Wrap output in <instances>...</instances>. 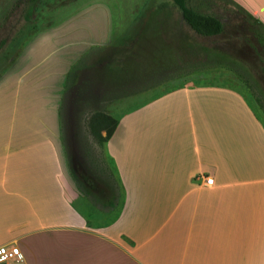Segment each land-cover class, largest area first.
I'll use <instances>...</instances> for the list:
<instances>
[{
	"label": "crops",
	"instance_id": "crops-1",
	"mask_svg": "<svg viewBox=\"0 0 264 264\" xmlns=\"http://www.w3.org/2000/svg\"><path fill=\"white\" fill-rule=\"evenodd\" d=\"M27 1L0 0V18L15 5L26 18ZM235 1L264 23V0ZM97 14L35 28L14 53L26 21L0 37V244L21 253L9 264H264V123L234 87L181 85L122 110L100 171H72L61 105L77 61L106 44Z\"/></svg>",
	"mask_w": 264,
	"mask_h": 264
},
{
	"label": "rangeland",
	"instance_id": "rangeland-1",
	"mask_svg": "<svg viewBox=\"0 0 264 264\" xmlns=\"http://www.w3.org/2000/svg\"><path fill=\"white\" fill-rule=\"evenodd\" d=\"M81 8L100 14L93 20H101V35L104 30L107 39L104 46L88 49L72 68L61 105V136L69 163L83 178L95 175L104 165L99 133L106 132L110 122L105 120L98 128L91 118L96 112L117 118L122 110L177 86L234 87L264 123V73L253 50L228 32L210 36L195 32L173 0H39L9 52L14 53L35 28ZM8 9L0 18V26H6L0 29V37L8 38L25 21L16 5Z\"/></svg>",
	"mask_w": 264,
	"mask_h": 264
},
{
	"label": "trees",
	"instance_id": "trees-1",
	"mask_svg": "<svg viewBox=\"0 0 264 264\" xmlns=\"http://www.w3.org/2000/svg\"><path fill=\"white\" fill-rule=\"evenodd\" d=\"M39 0H28L25 8L28 16L22 28L30 21V14L37 8ZM179 9L182 19L197 33L201 35H218L230 33L242 43L248 45L253 50L256 57L261 62L260 68L264 73V23L261 19L254 16L249 10L235 0H173ZM216 7L217 10H211ZM4 18V17H3ZM1 25V24H0ZM229 29L230 32H229ZM208 53H215L211 48H204ZM224 56L230 54L219 50ZM97 116V117H96ZM95 124L103 125V121H109L106 126L105 135L99 133V137L105 140L112 133L117 118H113L108 113H98L94 117ZM98 124H97V123ZM98 133V129L95 130Z\"/></svg>",
	"mask_w": 264,
	"mask_h": 264
},
{
	"label": "built area",
	"instance_id": "built-area-1",
	"mask_svg": "<svg viewBox=\"0 0 264 264\" xmlns=\"http://www.w3.org/2000/svg\"><path fill=\"white\" fill-rule=\"evenodd\" d=\"M212 177H207L206 182L211 183ZM21 256L19 247L14 242H4L0 244V264H9Z\"/></svg>",
	"mask_w": 264,
	"mask_h": 264
}]
</instances>
